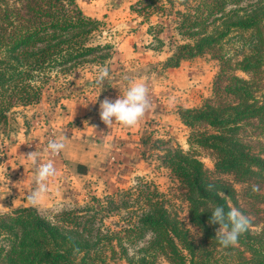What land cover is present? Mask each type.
Instances as JSON below:
<instances>
[{"label":"trees","instance_id":"obj_1","mask_svg":"<svg viewBox=\"0 0 264 264\" xmlns=\"http://www.w3.org/2000/svg\"><path fill=\"white\" fill-rule=\"evenodd\" d=\"M129 7L143 14L144 24L151 9L173 13L181 42L162 68L206 52L219 62L210 96L198 106L177 107L187 129V149L167 145L162 138L150 142V134L141 138L142 146L148 143L151 149L149 162L154 160L155 168L182 187L187 222L197 229V237L166 205V194L137 176L136 186L120 195L122 206L133 203L135 209L117 231L95 226V215L82 214L83 208L45 216L27 205L0 213V264H161L158 257L168 264H216L213 251L224 255V264H264V226L257 233L249 228L238 246L224 248L215 237L219 225L208 222L217 205L225 211L232 204L238 208L234 185L220 176L264 184V93L258 87L264 74V0H137ZM101 24L76 0H0V135L9 126L12 109L37 104L51 80L87 61L104 63L112 44L95 38ZM163 29L149 23L146 32L152 40L146 47L161 51ZM234 42L238 45L229 52L227 45ZM109 85L106 79L102 86ZM197 148L214 154L212 170L197 156ZM209 184L212 191L205 190ZM121 233L126 244L137 245L149 233L155 238L127 256Z\"/></svg>","mask_w":264,"mask_h":264},{"label":"rangeland","instance_id":"obj_2","mask_svg":"<svg viewBox=\"0 0 264 264\" xmlns=\"http://www.w3.org/2000/svg\"><path fill=\"white\" fill-rule=\"evenodd\" d=\"M76 1L86 15L99 19L102 22L99 29L93 34L102 43H111L112 48L109 50V56L103 64L96 61H87L75 67L65 77L61 76L57 80H51L45 85L42 98L39 102L42 101V104H45L46 107H58V105H62L61 98L70 96L73 93L83 99H87L90 89L85 87L84 81L93 80L98 68L102 66L108 68L110 63L115 62L117 43L121 41L124 35H135L136 41L134 42L139 51L143 52L141 55L142 61L138 59L137 63L133 62V65H127V71L121 72L124 76L119 89L122 90L118 91L119 93L125 92L128 82L134 80V76H131L129 73H137L143 76L149 75L151 82L148 86L150 90L154 89L155 93H152V95L154 94L160 100L159 102L162 104L163 109L145 122L140 138L150 134V142L155 138H162L167 145L173 146L176 144L180 145L183 149H187V129L178 118L177 107L198 106L205 98L210 96L213 75L219 67L218 60L209 52H206L191 60H183L177 68L165 70V68L161 67L164 60L174 52L176 44L181 42V37L174 29V15L171 11L167 10L169 8L168 5L165 10L151 9L153 12L148 15L149 20L144 24L141 23L143 22V14H137L129 7L137 0ZM134 7L140 10L142 5H135ZM160 21L162 23H159ZM149 23L154 25L162 24L164 28L161 34L159 33L164 43L161 51L146 48V44L152 40L151 36L146 32ZM158 28L156 26L153 30ZM129 43L130 41L127 42V46ZM237 45V42H234L232 45L228 44V51L233 52ZM109 72L110 76L114 75L112 71L109 70ZM237 73L247 76L246 73L240 71H237ZM160 75L161 77H159ZM119 77L121 78V75ZM114 85L117 86L118 84ZM258 87L260 93H264V74L259 79ZM170 99H174L175 101L171 106L169 104ZM59 108H62V106H59ZM12 110L14 111L9 114V126L0 135V138L3 140L2 142L0 141L2 156L0 163V205H2L0 206V213H7L20 207L14 202L16 194L13 192L12 181L15 175L19 174L15 170H22V168L18 169V166H22L21 155L30 150H35L36 146L38 149L48 151L47 142L60 136L58 128L52 125L43 110L35 109L31 105L27 107L16 106ZM86 117L76 119L72 122V125L78 126L83 124L87 120ZM144 150L146 155L143 156L142 151ZM148 152H151L148 143L147 145L139 146V154L136 157L138 162L135 165V169L128 173L127 177L121 178L120 181L115 176H110L105 172H96L97 175L91 174L88 177L83 187L82 185L78 186V191L74 192L72 199L61 200L53 204L46 203L40 205V207H35L45 216H50L65 209L83 208L82 214L95 215V226L102 227L103 231L106 228L117 231L128 224L127 219L135 209L133 203H129L130 205L127 208L122 206L119 199L120 195H126L133 186H136V177L143 176L147 179L146 181L152 182L158 190L166 194V205L173 212H177L178 216L187 223L191 234L197 237V229L187 222V204L181 193L182 187L173 181L164 170L155 168L156 163L154 160L149 162L151 158L147 155ZM195 153L208 169H213L214 154L209 150L201 148H197ZM262 155L264 156V152ZM114 162H118V159L114 160ZM220 177L234 185L238 208L234 204H232V207L239 209L245 216L250 218L251 225L249 228L252 233L259 232L264 226V184L259 187L255 182L251 184L240 183L235 181L234 176L231 174H223ZM253 185L258 186L259 191L253 192ZM126 196H123L124 200H126ZM22 198L24 199V197ZM94 209L100 210L94 212ZM101 222L102 225H100ZM123 236L124 234L122 233L119 235L121 238ZM147 236L148 234L144 239L139 240L137 245L126 244L125 239L122 238V242L127 246V256L130 255V248H136L138 252V247H144L149 240L146 238ZM115 240H117V237ZM118 250L116 249L114 256L118 255ZM211 256L217 263L211 260L212 262L224 264L225 257L219 251H213ZM157 261L161 264H168L161 257H158ZM122 263L124 264V262Z\"/></svg>","mask_w":264,"mask_h":264},{"label":"crops","instance_id":"obj_3","mask_svg":"<svg viewBox=\"0 0 264 264\" xmlns=\"http://www.w3.org/2000/svg\"><path fill=\"white\" fill-rule=\"evenodd\" d=\"M135 39V35L126 34L117 43L115 62L110 63L108 66L109 70L114 73V75H111L112 79H108L109 86H102L101 89L99 85L92 84V80H85V87L90 89L87 99H83L73 93L70 96L61 98L62 105H58V107H46L45 104H42V101L31 105L35 109L43 110L52 125L58 128L59 134L66 136V146L64 150L55 156L51 155L49 151L38 149L37 146L35 150H30L21 155L22 166H18V169L22 168V170H15L19 174H16L12 181L13 192L16 194L14 202L17 206H21L20 204L30 205L27 197L35 188L34 176L36 169L26 158L27 154L32 151H36L39 154L40 163L51 160L57 169V175L50 177L47 182L48 191L44 199L36 207L46 203L53 204L61 200L72 199L74 192L78 191V186L82 185L83 187L88 177L91 174L97 175L96 172H105L110 176H115L120 181L121 178L127 177L128 173L135 169V165L138 162L136 157L139 154V146H142L140 137L145 122L163 109L162 104L159 102L160 100L154 94L152 95V93H155L154 89L150 90L148 86L151 82V77L149 75L143 76L137 73H129L134 76V79L146 81L151 103L150 108L136 126L126 127L119 122L113 121L112 125L107 127L98 119L99 101L105 97L115 100L118 96H123L124 92L119 93L118 91L122 90L119 89L124 76L121 72L127 71V65H133V62L137 63L138 59L142 61L141 55L143 52L139 51L134 42L136 41ZM128 41L130 43L127 46ZM177 67H169L165 68V70ZM119 75H121V78ZM114 84L118 85L115 86ZM84 95L86 94L84 93ZM97 95V100L93 103L92 101ZM59 106H62V108H59ZM84 116H87V120L83 124L72 125L73 121ZM116 159H118V162H114Z\"/></svg>","mask_w":264,"mask_h":264},{"label":"clouds","instance_id":"obj_4","mask_svg":"<svg viewBox=\"0 0 264 264\" xmlns=\"http://www.w3.org/2000/svg\"><path fill=\"white\" fill-rule=\"evenodd\" d=\"M106 79H112L107 67L97 69L92 84L99 85L102 89L103 82ZM98 95L92 101L96 102ZM175 103L170 99V106ZM86 106V105H85ZM149 88L143 79H134L128 82V86L123 96H118L115 100L105 97L99 101V118L107 126H111L113 121L119 122L126 127L136 126L145 112L150 108ZM66 136L60 135L59 138L50 139L47 142V150L53 156L59 154L65 148ZM27 160L35 166L34 183L35 188L28 195L27 199L30 205L38 206L44 199L48 191V180L57 175V169L51 160L40 163L39 154L36 151L29 152ZM214 185H207L206 191H212ZM253 192L259 191L258 186L253 185ZM2 206V205H0ZM187 214V212H186ZM185 214V215H186ZM210 224H218L216 230V240L224 248L235 247L239 244V238L249 230L251 220L245 216L239 209L232 207L225 211L222 205H217L212 211L208 221ZM147 239L155 238V233H149ZM130 255L135 256L137 249L130 248Z\"/></svg>","mask_w":264,"mask_h":264}]
</instances>
